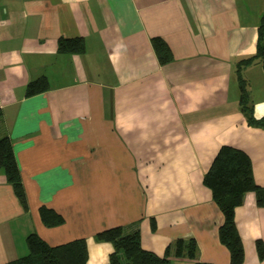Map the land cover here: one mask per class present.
<instances>
[{"label":"crops","instance_id":"0c3cea01","mask_svg":"<svg viewBox=\"0 0 264 264\" xmlns=\"http://www.w3.org/2000/svg\"><path fill=\"white\" fill-rule=\"evenodd\" d=\"M263 14L264 0H0V136L13 142L28 199L25 209L0 170V264L27 255L32 232L51 245L83 237L87 264H107L114 246L95 235L119 225L139 229L160 256L194 239L199 261L231 264L224 214L203 179L227 144L249 154L264 187V128L241 110L237 73L257 51ZM76 36L83 53L58 51L60 37ZM154 36L170 62L159 60ZM43 76L49 88L27 95ZM242 76L264 116L261 61ZM42 205L65 222L45 225ZM235 220L243 264H264L255 192Z\"/></svg>","mask_w":264,"mask_h":264},{"label":"trees","instance_id":"16d2710c","mask_svg":"<svg viewBox=\"0 0 264 264\" xmlns=\"http://www.w3.org/2000/svg\"><path fill=\"white\" fill-rule=\"evenodd\" d=\"M152 44L163 64L173 59L172 51L163 38L152 37ZM85 48V39L81 36L60 37L58 40V51L61 53H83ZM256 59L261 61L264 68V14L259 25L257 51L255 55L241 60L237 68L241 110L250 124L264 128V116L257 118L254 115L247 82L242 76V67ZM48 88L49 81L43 76L28 83L26 94H37ZM0 170L4 171L20 202L28 209V199L13 142L7 135L0 136ZM203 181L211 189L213 199L224 214V221L219 227V238L230 251L231 264H243L245 249L237 228L235 209L242 204L245 193L249 191L255 192L257 203L264 206V187L254 178L251 157L241 148L223 145L205 173ZM40 216L47 226H57L65 222L62 214L46 205L40 207ZM95 238L98 241L111 242L114 246L107 264H164L172 258L183 257L193 260L195 264H214L198 260L197 243L194 239H177L173 245L166 248L165 254L160 256L142 246L139 229L127 232L123 226H114L97 232ZM27 245V255L4 264H87L89 256L87 240L83 237L51 245L36 232H32L27 236ZM256 247L259 257L263 259L264 242L258 239Z\"/></svg>","mask_w":264,"mask_h":264}]
</instances>
